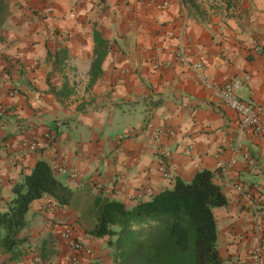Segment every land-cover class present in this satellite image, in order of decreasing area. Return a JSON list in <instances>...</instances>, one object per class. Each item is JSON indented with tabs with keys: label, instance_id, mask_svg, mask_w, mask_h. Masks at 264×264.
<instances>
[{
	"label": "crops",
	"instance_id": "obj_1",
	"mask_svg": "<svg viewBox=\"0 0 264 264\" xmlns=\"http://www.w3.org/2000/svg\"><path fill=\"white\" fill-rule=\"evenodd\" d=\"M1 7L0 209L10 185L39 160L72 191L67 206L49 197L29 204L20 257L8 264L34 257L65 264L66 228L83 246L78 264H114L107 237L86 234L96 199L129 209L201 170L213 173L227 201L212 210L218 254L243 264L251 204L264 216V136L241 131L237 115L178 63L176 37L187 61L218 84L237 79L239 99L261 106L264 118V0H2ZM92 31L106 49L89 85ZM64 83L69 97L50 92Z\"/></svg>",
	"mask_w": 264,
	"mask_h": 264
},
{
	"label": "trees",
	"instance_id": "obj_2",
	"mask_svg": "<svg viewBox=\"0 0 264 264\" xmlns=\"http://www.w3.org/2000/svg\"><path fill=\"white\" fill-rule=\"evenodd\" d=\"M92 41L89 85L100 75L106 49L96 31H92ZM50 92L63 98L72 94L65 83L58 91ZM42 197L67 206L72 191L39 160L10 185V198L0 209V254L5 257L0 264L16 263L20 257L17 248L25 240L18 234L26 224V211L32 201ZM94 203L95 222L86 234L107 237L114 264H225L217 251L212 210L224 207L227 201L210 171H198L188 182L175 178L170 189L129 209L114 200L98 198Z\"/></svg>",
	"mask_w": 264,
	"mask_h": 264
},
{
	"label": "built area",
	"instance_id": "obj_3",
	"mask_svg": "<svg viewBox=\"0 0 264 264\" xmlns=\"http://www.w3.org/2000/svg\"><path fill=\"white\" fill-rule=\"evenodd\" d=\"M158 8H162L159 6ZM47 11H50L49 9ZM176 58L179 64L186 66L192 73L195 81L203 89L209 92L216 98L222 106L233 111L238 117V127L242 130L251 132L256 139H262L264 136V118L261 106L252 105L243 102L238 97V92L241 89L240 82L237 79H232L229 82L220 85L216 80L207 76L199 63H190L187 61L184 50L182 48V35L178 34ZM157 134L162 133V129L156 131ZM234 161L230 160L226 166L227 169L233 165ZM234 189L240 192V187L234 185ZM264 200V193L261 194ZM251 234L252 243L247 253V260L243 264H264V216L260 212L259 207L251 204ZM61 240L68 245L69 253L65 260V264H78L80 255L83 252V246L77 240L71 239L69 229H64L60 233ZM34 264H40L37 257L32 259Z\"/></svg>",
	"mask_w": 264,
	"mask_h": 264
},
{
	"label": "rangeland",
	"instance_id": "obj_4",
	"mask_svg": "<svg viewBox=\"0 0 264 264\" xmlns=\"http://www.w3.org/2000/svg\"><path fill=\"white\" fill-rule=\"evenodd\" d=\"M75 77H78V75H74V76L71 75V76H70V80H71V81H74L73 78H75ZM79 82H80V80H79V77H78V78H76L75 81H74V83H75V87H76V89H75L76 93H77V92H80V90H79V89H80V88H79Z\"/></svg>",
	"mask_w": 264,
	"mask_h": 264
}]
</instances>
